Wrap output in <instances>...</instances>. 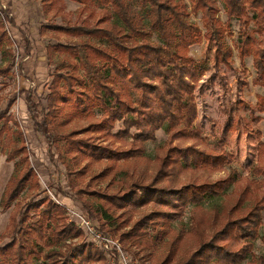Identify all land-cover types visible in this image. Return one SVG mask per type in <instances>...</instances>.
<instances>
[{
	"label": "trees",
	"instance_id": "trees-1",
	"mask_svg": "<svg viewBox=\"0 0 264 264\" xmlns=\"http://www.w3.org/2000/svg\"><path fill=\"white\" fill-rule=\"evenodd\" d=\"M72 1L82 4L81 11L93 3L102 9L101 16L91 21L93 13L89 12L78 24L48 20L40 25L41 34L49 31L58 40L66 37L64 42L43 45L48 63L56 54L62 55L63 61L49 73L45 107L35 92H27L23 98L32 129L46 141L47 154L53 158L62 149L75 166L87 160L77 170L67 168L79 178L85 177L91 164L109 162L91 173L85 183L89 188L91 182L103 180L113 171L112 180L123 173L115 167L118 162L142 157L146 142L156 139L158 129L164 128L168 135L148 179L130 177L124 187L111 193L77 189L75 179H69V188L89 195L88 199L71 196L80 204L81 215L97 220L103 232L117 234L123 249H136L137 255L148 251L150 256L154 248L167 245V253L158 264L174 260L175 264H240L251 255L263 222L264 184L259 187L255 181L264 180V156L260 152L251 168L254 178L248 179L235 167L226 168L235 158L228 151L200 146L203 140L195 125L198 108L194 89L198 74L206 68L190 50L203 37L214 38L221 57L232 56L226 31L230 20L238 19L235 42L239 58H252V83L264 86V0H220L227 16L225 23L217 16L220 8L216 0H189L190 8L184 0ZM55 2L42 0L43 11H51ZM191 13L200 15L202 26L190 19ZM6 26L19 31L24 45L19 66L24 68L37 46L15 24L9 9L0 6V45L2 40L14 42ZM7 53L9 60L0 66V76L9 74L18 56ZM13 103L10 99L0 108V153L8 138L11 148L6 160L14 162L0 206L5 210L15 202L9 225L0 235L9 237L0 246V264H114L92 242L84 241L82 230L68 221L66 203L49 195L20 200L21 193L39 185V180L28 159L22 125L10 113ZM93 109L101 112L97 120L80 129L58 132L62 122L83 117ZM250 110L264 113V94L257 96ZM118 122L122 129L115 134ZM82 134L87 135L79 136ZM126 137L130 141L121 146L108 141ZM198 171L227 173L216 179H200ZM243 179L246 182L241 188ZM230 189L232 203L224 201L213 209L222 220L208 234L198 231L205 221L191 215L187 232L198 237L195 249L178 258L185 231L175 232L173 223L188 206L198 209L205 200L227 196ZM141 207L148 210L135 217L133 211ZM253 264H264V255Z\"/></svg>",
	"mask_w": 264,
	"mask_h": 264
},
{
	"label": "rangeland",
	"instance_id": "rangeland-1",
	"mask_svg": "<svg viewBox=\"0 0 264 264\" xmlns=\"http://www.w3.org/2000/svg\"><path fill=\"white\" fill-rule=\"evenodd\" d=\"M55 1V5L51 8V11L46 13L42 9V0H0V6L9 9L15 24L21 27V29H24L37 46L32 56L26 59L24 68L22 66L20 67L19 56L20 54L22 55L24 47L22 38L16 27H5L7 35L12 37L14 42L8 44L5 40H2V44L0 45V66L4 65L9 60L7 51H12L18 56H16L9 74L0 76V108L5 107L10 99H14V103L10 108V113H12L22 125L26 137L25 144L28 149V159L36 171L37 179L39 180V185L26 188L21 193L20 200L27 202L30 200H37L44 195H49L53 198L56 197L59 201H63L68 206L66 211L68 221H72L77 228L82 230L83 240L92 242L95 247L106 255L108 261L118 264L115 256L102 250L100 244L95 242L89 230L78 226L79 219L77 218V214L81 215L83 212L78 201L71 196L77 195L84 199H88L89 195L85 192H78L77 194L74 189L69 188V179H75L77 189H79V187L89 190L99 189L100 191L105 190L108 193L115 192L117 189L124 187L126 180H129L130 177H132L131 179H148V175L153 173L155 158L157 154L162 151L163 145L168 139V135L164 128L158 129L155 132L156 139L146 142L145 152L142 157L127 160L125 162H118L115 167L116 169L119 168L120 171H124L123 173H117L114 180H112L113 173L115 172L113 171L106 176L105 179L99 180L98 182H91L89 188L85 187V183L90 181L91 173L99 172L109 164V162L101 161L91 164L85 177L79 178L75 173H68L67 168L69 166L72 171L75 169L77 170L78 167L83 166L87 160H83L79 165L75 166V162L72 161L62 149L61 152L55 153L53 158L47 154L46 141L32 129V121L25 108L23 98L27 92H35L39 98L40 104L44 107L46 106L47 95L49 93L47 85L50 79L49 73L60 65L63 58L62 55L56 54L53 56L51 62L48 63L45 58L43 45H54L58 41L64 42L66 37L61 36L58 40L49 34V31L41 34L40 25L46 23L48 20H52L58 24H65L66 22L78 24L83 18L87 17V13L89 12L93 13V17L90 18V20L94 21L101 16L102 12L101 8L96 7V5L90 2L87 5V9L81 11L80 8L82 4L75 1ZM184 1H186L190 8L189 0ZM216 1L220 8L217 16L225 23L227 21V16L223 11L222 3L220 0ZM55 11H58L59 14L54 15ZM190 19L202 26L199 14L191 13ZM239 29L240 25L238 19H231L230 28L226 31V41L230 45L233 54L226 59H223L218 52L214 38L207 39L203 37L199 43L191 47L190 54L197 62H203L206 68V70L198 74L195 82L194 97L198 108V116L195 120V125L202 131L201 136L203 141L200 144L201 147L228 151L235 158L232 163L226 165V168L235 167L243 178L252 179L254 178V176L251 175L253 164L258 159L260 152L261 155L264 156V147L262 148V146H260L261 143L264 144V113L257 111L252 112L250 107L255 106L258 95L264 94V86L252 83L255 74L252 66V58L250 56L243 60L239 58L235 42ZM202 30L204 31L203 27ZM229 32H231V34H228ZM100 115V111L93 109L83 117L74 116L69 122H62L60 126L58 125L60 127L59 131L58 129L56 130L62 134L67 133L71 129H80L91 121L97 120ZM253 119L257 120L255 121ZM63 120L64 119H60V121ZM121 129V123L118 122L113 133L116 134ZM86 135L87 134H82L79 136ZM9 141L8 138L5 139L4 151L0 153V198L8 179L14 171V162L6 160V154L11 148ZM108 141H115L116 146H121L123 143L130 141V138L126 137L122 140L111 138ZM59 144H62V142H59ZM226 173L227 171L215 173H208L205 171L197 172V174L201 175H198L200 179H203V176L216 179L225 176ZM262 178L263 177H257L256 180ZM245 182L244 179L241 181V188L244 187L243 184H245ZM255 183L256 186L261 187V184H264V180L261 183L259 181H255ZM63 191L68 192V194H63ZM230 192L231 189L225 197L205 200L198 209H194L191 205L188 206L179 220L173 223L172 226L175 232H179L180 230L185 231L183 241L176 254L178 258L195 249V243L198 237L195 234L193 235L187 232L191 226V215H196L199 219L205 221V225H200L198 231L199 233L208 234L214 225L219 226L222 220L220 217L221 215L215 213L213 209L223 204L224 201H229L232 196ZM231 203L232 200L229 201V205ZM14 205L15 202H11L10 206L5 210L0 206V235L9 225V216L14 209ZM147 210V207H141L133 211V214L136 217ZM117 213L119 214L120 211ZM83 217L92 224L95 231L107 234L119 240L117 234L111 232L106 233L100 230L97 220L86 216ZM262 221L259 236L253 241L254 245L251 250V255L240 264H253L258 256L264 255V210ZM8 241L9 237H0V246ZM167 249V245H160L152 250L150 256H148V251L140 252L137 255L134 253L136 249L123 250L134 264H158L165 257ZM144 255L147 256V258L143 261L140 258ZM175 263L176 261L174 260L170 264Z\"/></svg>",
	"mask_w": 264,
	"mask_h": 264
},
{
	"label": "built area",
	"instance_id": "built-area-1",
	"mask_svg": "<svg viewBox=\"0 0 264 264\" xmlns=\"http://www.w3.org/2000/svg\"><path fill=\"white\" fill-rule=\"evenodd\" d=\"M77 218L79 219L78 226L89 230L90 235L93 237L95 242L100 244L102 250L115 256L117 258L118 264H134L130 261L128 255L125 254V251L123 250V247L118 239L95 231L92 224L82 215L77 214Z\"/></svg>",
	"mask_w": 264,
	"mask_h": 264
}]
</instances>
